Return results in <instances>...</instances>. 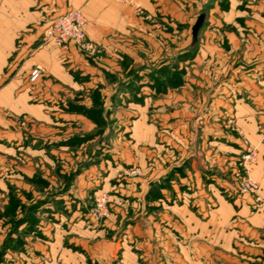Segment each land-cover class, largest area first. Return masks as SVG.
Returning a JSON list of instances; mask_svg holds the SVG:
<instances>
[{
	"label": "rangeland",
	"instance_id": "rangeland-1",
	"mask_svg": "<svg viewBox=\"0 0 264 264\" xmlns=\"http://www.w3.org/2000/svg\"><path fill=\"white\" fill-rule=\"evenodd\" d=\"M175 2L180 19L161 12L151 15L138 4L139 13L130 4L145 22L144 37L136 38L141 41L137 53L142 61H119L122 77L104 73L107 90L53 92L50 97L54 100L46 105L33 100L36 112L30 117L1 109L0 264H102L103 247L97 244L107 240L125 241L124 247L140 256L144 253L140 245L150 237L152 228H158L161 244L172 239L173 259L178 264L184 258L183 247L190 261L186 264H207L206 247L209 264H217L213 238L202 239L196 228L218 207L214 195L235 211L238 206L253 213L262 211L261 188L252 170L258 159L264 162V138L255 144L247 138L241 124H235L230 103L236 99L232 83L242 79L243 73L248 75L254 65L238 63L231 43L221 41L220 30L205 18L206 9L190 17L193 26L204 15L197 41L192 43V26L184 23L189 2ZM212 30L218 37L200 40L199 36ZM43 35L29 54L46 44ZM207 46L214 57L201 56ZM216 48L223 50V58L219 53L215 56ZM98 54L82 55L94 59ZM22 66L23 62L17 65L16 73ZM233 70L239 74L235 76ZM5 76L0 87L12 74L6 71ZM78 78L81 83L88 79ZM255 78L257 83L264 82V74ZM215 85H221L220 89ZM220 93L226 107L212 103V95ZM208 95L212 96L209 102ZM215 107L218 122L212 114ZM185 115L192 116L191 124ZM142 116H147L145 125L155 129L152 146L136 135ZM205 118L208 124L222 126L231 138L218 140L205 132ZM11 133L19 137L9 140ZM215 143L222 145L218 153L223 156L221 170L210 159ZM202 148L208 150L209 159ZM190 151L192 156L186 160L184 154ZM91 177L95 183L85 184ZM248 182L256 186L254 191L250 187L244 190ZM98 196L107 200L102 212L97 208ZM183 208L191 214V222L181 213ZM234 219L228 228L234 227ZM163 250L161 245L160 262L167 256ZM122 252L117 250L118 260ZM220 252L224 264H231L227 259L238 255L237 250Z\"/></svg>",
	"mask_w": 264,
	"mask_h": 264
},
{
	"label": "crops",
	"instance_id": "crops-1",
	"mask_svg": "<svg viewBox=\"0 0 264 264\" xmlns=\"http://www.w3.org/2000/svg\"><path fill=\"white\" fill-rule=\"evenodd\" d=\"M128 1L141 5L151 15L161 12L162 15L180 19V8L177 7L175 0ZM188 2L189 7L186 8L184 23L192 26V18L190 17L195 15L194 12H200L203 9L208 10V13H205V18L210 25L220 30L221 41L228 40L231 43L232 53L235 57L236 54L238 55V63L254 65V68H251L252 70L247 73L248 75L243 73L242 79L238 78L237 83H232L231 88L236 99L231 100L230 103L233 104L231 112H234L235 124L238 127L241 124L245 135L252 143H261L264 135L261 137L258 134L264 132V82L257 83L255 77L257 74H264V0H188ZM73 9L80 10L87 19L88 23L85 28L87 37L100 47L96 58H86L74 46H70L68 50L64 51L49 43L29 54V51L39 43L40 36L45 32L50 22ZM144 25L143 19L137 16L132 6L124 0H0V84L6 78V71H10L12 74L9 82L0 87V113L1 109L8 108L17 114L30 117L32 112H36L32 110L36 106L33 104V100H42L46 105L47 102L50 103L54 100L50 97L53 92L58 94L98 87H101L103 91L107 90L109 83L103 78L104 73L122 77L123 69L119 66V61L129 58L133 60V63L142 61V57L137 53L138 43L141 41L136 38L144 37L142 35ZM224 27L230 29L227 30ZM242 27L246 28L247 32ZM209 33H205L202 37L199 36L200 40L202 41V38L208 40L217 36L215 30L209 31ZM17 44L22 46L17 48L19 46ZM206 48L200 52L201 56L214 57L208 46ZM218 53V57L223 58V50L216 48L215 56ZM21 62H23L22 70L16 73V67ZM35 66H40L44 73L39 80L30 83L27 76L29 78V74ZM139 68L141 69V66ZM255 73L257 74L255 75ZM232 74L236 76L239 73L233 70ZM84 76H87L88 79L81 83V79L79 80L78 77ZM202 79L207 78L202 75ZM190 85L187 84L186 86ZM204 86L208 87L209 85L205 84ZM217 86L215 85L216 89ZM220 87L221 85L218 86V89ZM222 94L212 95L214 96L213 100L212 96L208 95L206 97L207 102L212 100L216 106L226 107L224 106L225 96L223 95V98ZM190 98L191 96L187 95L186 99L191 101ZM229 106L231 105L229 104ZM210 108L214 109V107ZM218 113L215 107L212 113L215 116L210 117L217 119ZM37 117L45 119V116ZM184 117L189 124L192 123V116L185 115ZM207 117L209 118L208 115H206ZM206 118L205 122L207 121ZM145 122H147V116H142L137 121L136 135L140 142L152 146L155 141V129L152 125H145ZM216 122L213 124L206 122L204 131H208L213 138L218 140L231 138V136L224 134L222 126ZM39 130L42 131V128ZM17 137L19 136L11 133L8 139L15 140ZM56 137H58L57 134ZM202 146L203 148L206 147V145ZM221 146V143H215L216 150L210 157L220 170L223 156L220 157L218 153L222 150ZM203 148L204 156L209 159L208 150L204 151ZM260 152L263 153L261 148ZM189 155L192 156V151L184 154L186 160ZM252 175L261 188L260 196L263 208L261 212H250L245 206H238V210L235 211L231 205L224 204L223 200L213 194L219 203L218 207L209 212L206 219L196 226L200 235L203 236L202 239L205 237L207 240L209 235L213 238L211 242H214L212 246L217 247L215 254L217 264H224L223 254L220 250L227 252L237 250L238 255L235 258L227 259L231 260V264H264L263 160H257ZM94 179L91 177V180L84 183L94 184ZM180 211L191 222L192 216L186 208ZM171 217L174 218L175 216L172 215ZM232 219L236 220L235 225L233 224L234 227L228 228L232 225ZM149 233L151 235L145 241L150 240V242L140 245L144 252L140 256L132 253L129 247L125 248V241H118L117 243L109 240L98 242L97 247H103L104 262L102 264H178L173 259L175 248L172 247L174 245L172 239H167L166 244H161L158 228H152V232ZM161 245L164 248L162 252L167 253L166 259L162 262H160ZM119 249L123 250L120 260L115 255ZM186 250L183 247L184 258H180L182 264L190 262L185 256ZM208 250L209 247H206L205 261L208 262L207 264L211 262L210 255L207 253ZM65 255L62 253V256ZM74 258L67 256L69 261H74ZM140 258L142 259L140 260ZM71 264L81 263L71 262Z\"/></svg>",
	"mask_w": 264,
	"mask_h": 264
},
{
	"label": "built area",
	"instance_id": "built-area-1",
	"mask_svg": "<svg viewBox=\"0 0 264 264\" xmlns=\"http://www.w3.org/2000/svg\"><path fill=\"white\" fill-rule=\"evenodd\" d=\"M131 4L136 12L141 13L142 9L138 4L124 0ZM87 19L80 10L73 9L65 13L64 15L53 19L49 26L46 28L43 41L47 44H52L61 50H68L70 46H74L80 54L84 55H94L98 50V46L90 41L87 37L85 28L87 26ZM44 71L40 66H35L30 74L29 81L34 83L39 80ZM248 187L252 188V191L256 189V186L247 183L244 190ZM97 208L100 212L105 210L107 200L104 196H98L96 198Z\"/></svg>",
	"mask_w": 264,
	"mask_h": 264
},
{
	"label": "water",
	"instance_id": "water-1",
	"mask_svg": "<svg viewBox=\"0 0 264 264\" xmlns=\"http://www.w3.org/2000/svg\"><path fill=\"white\" fill-rule=\"evenodd\" d=\"M203 19H204V15L201 14L197 18L195 24L192 26V42L193 43H196V41H197V34H198L199 29L202 26Z\"/></svg>",
	"mask_w": 264,
	"mask_h": 264
},
{
	"label": "bare ground",
	"instance_id": "bare-ground-1",
	"mask_svg": "<svg viewBox=\"0 0 264 264\" xmlns=\"http://www.w3.org/2000/svg\"><path fill=\"white\" fill-rule=\"evenodd\" d=\"M254 158V157H253ZM250 161V160H249Z\"/></svg>",
	"mask_w": 264,
	"mask_h": 264
}]
</instances>
